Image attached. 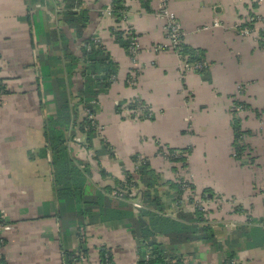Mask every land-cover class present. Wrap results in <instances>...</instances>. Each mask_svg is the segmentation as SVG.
<instances>
[{"label": "crops", "instance_id": "obj_1", "mask_svg": "<svg viewBox=\"0 0 264 264\" xmlns=\"http://www.w3.org/2000/svg\"><path fill=\"white\" fill-rule=\"evenodd\" d=\"M112 1L83 0L82 4L90 18L85 37L93 36L118 65L116 81L98 97L94 118L100 131L92 149L74 144L73 158L91 167L88 186L94 179L92 191L114 189L117 182H123L124 171L137 180L134 156L147 160L160 179L174 181L176 175L182 177L187 171L195 191L210 189L221 198L233 199L261 224L247 225L246 219L230 215L229 221L234 223H228L237 227L229 235L228 245L190 244L175 247L176 251L188 255L201 250L200 255L206 258L201 264H222L229 253L239 264H264V240L248 247L246 238L236 235L241 226L264 229V50L252 35L242 36L236 30L250 13L264 19V5L251 9L249 0L169 1L185 34L183 43L200 51L209 66V79L204 81L198 74L184 72L178 56L163 49L167 40L164 23L156 17V0H125L126 21L119 25L107 12ZM43 2L0 0V80L8 92L0 95V216L4 241L0 257L6 264H63V250L77 253L82 241L88 252L85 264H102L100 249L110 253L113 264H139L137 242L124 221L90 224L85 219L77 223L73 206L62 204L53 195L49 157L41 158L39 151L45 145L44 118L54 113V107L51 96L44 97L39 84L43 62L50 54L59 55L50 51L49 35L60 28L57 12L61 0L46 1L52 18L48 24L50 16L44 12ZM215 19L219 28L203 30ZM62 30L72 53L79 55L80 43L74 30ZM116 31L134 36L139 47L135 64L115 43ZM133 70L138 73L136 82L128 86L127 76ZM242 86L241 101L263 112L260 128L253 113L241 120L250 132L245 138L252 140L253 166H241L232 158L230 106ZM135 100L150 109V120L128 118L125 111L129 108L123 115L122 107ZM45 102L48 105L43 108ZM118 105L122 108L119 113ZM158 145L189 149L187 168L170 164L161 156ZM91 151L97 158L89 156ZM158 240L166 244V239Z\"/></svg>", "mask_w": 264, "mask_h": 264}, {"label": "trees", "instance_id": "obj_2", "mask_svg": "<svg viewBox=\"0 0 264 264\" xmlns=\"http://www.w3.org/2000/svg\"><path fill=\"white\" fill-rule=\"evenodd\" d=\"M147 0L145 3H150ZM144 3V4H145ZM83 0H61L59 3V12H57V21L60 25L59 29L50 32V51H58L59 57L48 56L43 62V77L40 82L42 94L51 96L50 103L54 107L53 114H47L44 118L43 135L44 147L39 151L41 158L49 157V166L53 176V195L63 203H68L73 206V220L77 223H83L88 219L89 223L94 222L108 223L111 221H124L126 228L132 238L137 242L138 248L145 247L150 252V260L147 264H166V248L165 243H162L158 238L166 239V244L170 248L176 247L180 249L184 245L190 244H206L216 246L214 231L205 224L203 212H187L179 210L175 213V218L163 216L166 208L158 195L157 187L160 182V176L150 167L147 160L143 159V163L137 168L135 174L137 180L126 171L123 172V182L116 183L121 190H126V195L123 199L110 198L113 189L97 188L94 191L88 190V174L89 170L85 162H81L73 158L69 152V144H71L76 136V132L85 135L86 150L92 149L93 140L98 137V123L94 116L98 111V97L106 94L116 81L118 75V65L112 61L110 56L105 52L102 45L96 41L93 36L85 37L86 29L90 21L88 11L82 8ZM125 0H113L110 8V15L120 22L125 16ZM147 5V4H146ZM146 7V6H145ZM257 7L252 5L251 9ZM147 8V7H146ZM250 17L255 19V15L250 13ZM253 21L250 24L240 26V30L247 27L250 31L254 30ZM62 28L74 30L75 37L80 43L79 55H75L70 50V42L66 33ZM239 30V31H240ZM238 32V31H237ZM239 33V32H238ZM258 47L264 50V42L262 41V33H260ZM115 43L124 50L129 56L130 42L124 38L122 32H114ZM59 45V46H58ZM181 57H187V63H196L205 60L203 54L194 49H190L183 43L181 47ZM57 60L56 68L58 74L56 76L47 74L50 60ZM137 77L135 70L132 72ZM79 75L81 79L80 88L74 93L73 78ZM131 75V74H130ZM127 76V80L130 79ZM204 81H208V69L199 73ZM127 85V83H126ZM6 90L3 81L0 80V95H6ZM76 101V104L74 103ZM138 105L144 104L138 100L131 102L128 105L130 110L136 109ZM235 107L237 104H233ZM242 105V104H240ZM43 108L46 105H41ZM248 108V105H242ZM121 105H118L116 111L119 113ZM82 112L83 114H81ZM92 116V119L89 116ZM232 114L231 128L233 133L232 150L233 158L236 162L244 166L240 159L242 153L247 150L243 144V138L250 132H242L241 121ZM80 117V118H79ZM143 119V117H138ZM78 130V131H77ZM181 151L187 156L189 149L177 150L170 149V153ZM161 153V152H160ZM138 157L134 156L133 162H137ZM173 166L176 164L186 167V158L181 157L177 160L170 161ZM254 160L250 159L249 164H253ZM174 171L175 168L173 167ZM176 173V172H175ZM102 176V171L100 172ZM169 183L171 189L174 190L175 203L180 201L182 195L181 183ZM141 185V198L144 199L143 205L150 210H136L128 202L131 198L128 189ZM192 191H194L193 187ZM154 189V195H150V190ZM192 193V192H191ZM212 194L210 190H205L201 193L206 196ZM240 213V210L236 211ZM259 223L258 220L248 218L247 225ZM261 224V223H259ZM1 226V216H0ZM238 234V235H237ZM238 237H245L248 247H253V242L259 239L264 240V229L259 226H241L236 229ZM4 244L2 240V244ZM141 244V245H140ZM87 249L82 241H80V251L77 253L63 250V264H74L79 259L88 257ZM139 264L142 262V253L138 249ZM99 259L102 264H113L110 253L105 249H100ZM235 255L229 253L223 264H233ZM80 262V261H79ZM0 264H6L5 260L0 257ZM177 264H180L178 262Z\"/></svg>", "mask_w": 264, "mask_h": 264}, {"label": "rangeland", "instance_id": "obj_3", "mask_svg": "<svg viewBox=\"0 0 264 264\" xmlns=\"http://www.w3.org/2000/svg\"><path fill=\"white\" fill-rule=\"evenodd\" d=\"M41 1L42 2L44 1L42 3V7H43L44 12L46 13V15H48V17H49L51 12H49V8L46 5V1L48 3L49 0H41ZM144 1H147V0H144ZM249 2H251V0H249ZM250 8H252V5H250ZM108 9H109V7L107 8V12H108ZM249 16H250V14H248V16L246 17V19L244 21L245 24H246V21L248 20V18H250ZM51 19L52 18L50 16V18L48 19L47 24L50 23ZM125 21H126V14L123 17V19H121L120 22L117 21V23L119 25V24H121V22H125ZM214 21H217L219 23L218 19H215ZM208 28L211 29V26L208 27ZM116 29H118V27ZM209 29H207V30H209ZM116 32H118V31H116ZM256 42L258 44V41H256ZM163 49L169 50L167 47H164ZM50 56L59 57V55L55 54V53L50 54ZM57 63L58 62L55 59L50 60L49 69L47 70L48 72H47L46 75H48V73L50 75H53V76H56L58 74V71H57V68H56V64ZM73 79H74V85H73L72 91L74 93H72V95H74L76 93V91L81 86V79H80L79 75L74 76ZM126 83H127L128 86H131L129 84L128 80H126ZM237 93L235 95L236 97L234 96V99H233L232 104L230 106V115H231V117H232V114L235 112V116L234 117L239 119L240 121L241 120L244 121L249 116L251 117L252 113H253L254 117L256 118V121H257L256 123L258 124V128L262 127V121L261 120L263 118V116H262L263 112L262 111L260 112V111L252 110L249 106H248L247 109L244 108V106H242V105H246V103L241 101V97H240L244 93V86H242V88L240 87V89H239V91ZM74 103L76 104V101H74ZM44 104L48 105L47 102H45ZM233 104H237V106L235 107ZM240 104H242V105H240ZM122 108H123V115H125L124 111L128 108V106L122 107ZM122 108H121V110H122ZM80 113L83 114L82 112H80ZM129 113H132L131 110H127V117L128 118H133L134 115L129 114ZM240 126H241L242 132H247L248 131V130H246V128L244 127L242 122H241ZM99 131L97 132V136H98ZM249 141H252V140H249L247 138H245V139L243 138V144L247 147V150H245L242 153V155L240 156V159H241V161L243 163H245V165L253 166L255 164V161H254L253 164H249L250 159L255 160V158L251 154L252 150L250 149V145H249L250 142ZM75 143L76 144L82 143L83 144L82 146L86 149V147H85V135L76 132V136H75L73 142L68 145L69 146V152H70L71 155L74 154V152H75V146H74ZM158 148H159V150L161 148H163V149H165V151L166 150L170 151V149H172V148H169L167 146H160V145H158ZM233 155H234V152L232 150V158H233ZM89 156H91V157L95 156L97 158V155L94 154V151L89 152ZM134 163H135L134 172H136V170H137V162H134ZM85 164H86V166H88V168H87L88 170L91 169L90 165L87 162ZM187 165H188V157L186 159V167H187ZM178 167H180L181 169L184 168L183 165H181V164ZM99 171L100 170H98V173H99ZM89 173H90V170H89ZM181 175H182V177H181L182 180L187 182L190 187L194 188L193 182L187 176V171L185 172V175H183V174H181ZM160 181L161 182H159L160 184L157 187L158 195L161 198V201L163 202V205H165V208H166L165 214H167L169 216V218H173L175 216V213H176V210H175L176 208L174 206V204H175V198L174 197H175L176 193L174 192L173 189L170 188L169 183H175V181H173V179H171V178L160 179ZM91 184H92L91 187L88 186L89 187L88 188L89 191H91L96 185L94 183V179L91 181ZM161 187L166 188V189L163 191L161 189ZM116 188H119V187L116 185L113 190H115ZM141 188H142L141 185L138 186V187H136V185H135L134 188L131 187V188L128 189V191H129L128 193H130V196H131V198H129L128 202H129V204L131 206H133L134 204H138V205H140L142 207L143 210L144 209L145 210H150L151 208H147V207H145L143 205L144 204L143 203L144 199L141 198V193H140L142 191ZM206 190H210V189H206ZM189 191L192 192L191 193L192 202H194L196 204H199V206H201L202 209H203V214L205 215L204 218L206 219L205 220L206 221L205 224L207 226H209L214 231V237L216 239V247H217V245H219L220 247H222V245H228L229 235H231V233L237 227L236 225L228 223V222H233L234 223V221H229V220H232V219H229L230 215L231 216L232 215L236 216L237 218L246 219V221L248 220V218H251L247 211L243 210V208L241 206L239 207L238 204L233 202V199L221 198L220 195H218L216 193H213V192H212V194L208 193L205 197L204 196L201 197V193L204 192L205 190H201V192H198V191L194 190L195 191L194 192V191H192V188H191V190H189ZM210 191H212V190H210ZM149 192H150L151 196L154 195V189H151ZM123 193L124 194H122V196H121V198H119V200L123 199V197L126 195L125 194L126 190H124ZM182 196L188 197V196H190V193L187 192L186 195H185V192L182 190V195H181L180 201H178V203L182 202ZM110 198H113V195L112 196L110 195ZM181 204H182V208L183 209H188L187 207L190 206V204H187V203L186 204L185 203H181ZM188 210H191V209H188ZM237 210H240V213H237L236 212ZM237 214H239V215H237ZM236 220H238V219H236ZM236 223L238 224L239 222H236ZM210 247H212V246H210ZM139 248H140L141 252L146 250V249L142 248V246H140ZM164 248H166V250H167L166 253L169 256L168 258H166V264H177L178 262H180V264H201L202 262H204V261H202L204 256L200 255V254H202V253H200L201 250L199 252L195 253V254L193 253V254H188V255H181V254L178 253V251H176L175 247L170 248V246H168V244H165ZM204 259H206V258H204ZM226 259H227V257L224 259V261ZM235 264H239V263H237V261H236Z\"/></svg>", "mask_w": 264, "mask_h": 264}, {"label": "built area", "instance_id": "obj_4", "mask_svg": "<svg viewBox=\"0 0 264 264\" xmlns=\"http://www.w3.org/2000/svg\"><path fill=\"white\" fill-rule=\"evenodd\" d=\"M149 1H153V0H149ZM169 1L170 0H156L157 2V11H156V17L159 18L160 20L163 21L164 23V32H165V36H166V40H167V45L165 47H167L170 51H172L173 53H175L182 62V69L184 72H193L195 74H199L200 72L208 69V64L205 60H201L198 61L196 63H187V57H181L180 53H181V47L183 45V39H184V32L183 29L180 25V23L177 21V18L175 16V14L170 10L169 7ZM255 4L256 6L258 5H264V0H251L250 5ZM108 13H110V8L108 9ZM250 17V16H249ZM253 21H255L253 24L255 26L254 30L250 31L247 27H245L244 29L240 30V26L244 25L245 22L241 25L236 26V30L239 32L240 35L242 36H249L252 35L254 37V39L256 41L260 40V33H262V41L264 42V19L262 17H257L255 15V19L253 18H248V20L246 21V24H250ZM220 24L217 21H214L211 28H219ZM209 29L208 27H205L203 30H207ZM240 30V31H239ZM124 35V38H127L130 42V46H129V58L131 59L132 63L135 64V60H136V56L138 54L139 51V47L138 44L134 38V36H128V35ZM130 79L128 80L130 85H133L136 82V77L135 74L131 73L130 75ZM127 114V110L125 111ZM132 114L134 115V118H138V117H143V119L145 120H149L153 117V113L150 111V109L147 106H142V105H138V107L136 109L131 110ZM90 119H92V116H89ZM161 156L167 160L170 164H172L170 161L171 160H177L181 157H185L187 159V154L186 153H182L181 151H175L173 153H170L168 150L165 151V149L162 148L161 151ZM143 163V159L142 158H138L137 160V168ZM175 166H180V164H176ZM177 180V183H181V189L185 192V195L187 192L190 193V196L186 197V196H182V202H176L174 204L175 206V210L176 212L179 210H183L185 211V209L182 208V204L181 203H187L190 204V206H188V209H191V212H194L195 210L198 212H203V209L201 206H199V204H196L194 202H192L191 200V187L189 186V184L185 181L182 180L180 175H176V177L174 178V181ZM123 193V190H121L120 188H116L115 190L112 191L111 196L113 195V198H121ZM190 197V198H189ZM136 210H141L142 207L138 204H134L133 205ZM163 216L165 217H169L167 214H163ZM2 244V238H1V226H0V245ZM146 250H144L143 252L140 251V253H142V262L143 264H147L148 261L150 260V252L148 251L147 248L142 247ZM80 261V262H79ZM78 262H75L74 264H85L86 260L84 258L81 257V259H79ZM236 261H233V264H235Z\"/></svg>", "mask_w": 264, "mask_h": 264}]
</instances>
